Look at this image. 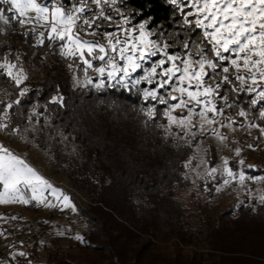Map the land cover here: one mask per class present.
Masks as SVG:
<instances>
[{"label": "snow or ice", "instance_id": "6c2138e0", "mask_svg": "<svg viewBox=\"0 0 264 264\" xmlns=\"http://www.w3.org/2000/svg\"><path fill=\"white\" fill-rule=\"evenodd\" d=\"M159 2L169 8L165 21L152 15L153 0L138 6L134 0H0L6 6L0 7V22L12 26L14 34L23 37L21 48H28L18 52L0 45V81L12 89H0V132L20 139L29 133L33 138L43 135L44 128L52 126V113L66 106L57 89L43 104L36 100L25 107L33 89L27 86L24 64L47 49L64 60L73 89L134 93L142 101L139 112L145 126L153 124L166 138L191 144L211 134L220 147H228L229 138L220 129L235 132L247 127L249 135L252 129L258 131L257 141L264 139V0ZM158 120L164 122L155 123ZM233 151V157H220L218 165L202 159L212 165L197 173L207 177L206 191H211L210 183L220 192L233 181L242 186L246 180L264 181V176L247 174L245 169L255 165L239 158L243 149ZM191 164L189 160L184 166ZM258 203L264 205V195ZM4 204L79 212L70 195L0 143V205ZM7 235L0 230V236ZM73 239L87 243L80 233ZM20 244L21 248L9 245L10 259L0 264H33L31 254L21 250L23 241Z\"/></svg>", "mask_w": 264, "mask_h": 264}, {"label": "trees", "instance_id": "16d2710c", "mask_svg": "<svg viewBox=\"0 0 264 264\" xmlns=\"http://www.w3.org/2000/svg\"><path fill=\"white\" fill-rule=\"evenodd\" d=\"M153 4L152 15L165 21L169 8ZM22 41L10 26L0 45L27 52ZM24 67L33 89L25 107L43 104L57 89L66 98V106L52 113V126L29 136L89 197L88 207L76 203L89 227L79 253L55 247L42 259L34 248L27 251L33 264H264V205L245 202L237 212L214 216L183 205L178 190L190 183L184 165L192 149L153 124L146 127L134 93L73 89L64 60L47 49L29 56ZM0 89L12 91L2 81ZM103 201L121 207L114 214ZM169 239L184 247L168 253L160 243Z\"/></svg>", "mask_w": 264, "mask_h": 264}, {"label": "rangeland", "instance_id": "374dc122", "mask_svg": "<svg viewBox=\"0 0 264 264\" xmlns=\"http://www.w3.org/2000/svg\"><path fill=\"white\" fill-rule=\"evenodd\" d=\"M9 27L10 25H4L0 41L7 39V28ZM91 74L95 75V73ZM29 77L32 78L31 75ZM220 131L228 136L230 141L228 147H220L216 137L211 134L199 137L196 141L188 144L192 149V154L187 159V161L191 160L192 164L187 167L186 173L190 183L178 190V198L182 204L204 216H214L222 210H235L237 212L238 208L235 206L240 201L244 203L258 202L259 196L264 195V181L258 180H246L243 186L238 181H233L231 185L225 186L220 192L215 190L216 184L210 183L211 191L205 190L204 184L209 183V181L206 176H198L197 173H203L207 167L212 165L202 163V159L205 161L214 160L215 164L218 165L221 163L220 157H233L235 155L233 150L237 147L243 149L239 158L244 159L246 165H255L254 168L245 169L247 174L264 176V139L257 141L258 131L252 129L250 135L247 127H237L235 132L228 128L220 129ZM0 143L9 147L16 154L22 155L55 187L61 188L70 195L74 202L76 200L75 203L88 207V192L79 188L76 182L70 178L68 170L61 166L52 155L41 149L29 134L27 139H20L6 132H0ZM248 144L258 146L249 149ZM205 150H207V155ZM102 205L114 214L121 207V205L114 206L104 201ZM120 212L123 211L120 210ZM0 215L17 217L16 220L0 219V230H6V233L9 234L7 239L0 236V262L9 259L7 253L12 250L9 245L21 248V241H23L21 250L32 251L35 248L37 253L39 250L42 259L45 258L46 252L53 250L55 247H59L62 252L78 254L82 243L76 241L73 237L76 233L84 235L89 228L80 212L72 213L69 210L62 212L59 208L48 209L43 206H35V204L27 206L22 204L0 205ZM57 231H64L65 235L58 236L56 235ZM41 241H44V243L41 244ZM175 242H177L175 239H169L161 242L160 247L172 254L175 248L184 247L180 244L176 245ZM189 247L192 246L185 248Z\"/></svg>", "mask_w": 264, "mask_h": 264}]
</instances>
